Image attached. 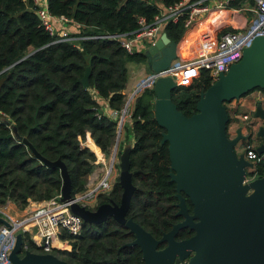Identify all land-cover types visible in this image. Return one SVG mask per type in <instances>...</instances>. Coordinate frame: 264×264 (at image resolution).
Segmentation results:
<instances>
[{
    "label": "trees",
    "instance_id": "trees-1",
    "mask_svg": "<svg viewBox=\"0 0 264 264\" xmlns=\"http://www.w3.org/2000/svg\"><path fill=\"white\" fill-rule=\"evenodd\" d=\"M176 1L47 0V4L51 14L68 17L79 25L77 33H70L77 36L130 32L139 16L150 20L159 8ZM36 9L33 0H0V203L10 200L20 209L30 201L59 195L62 187L59 170L43 164L23 139L44 158L62 160L71 178V194L83 193L96 159L83 142L91 137L108 155L116 135V120L102 113L100 104L106 101L110 110L120 111L127 98L123 93L127 64L147 60L143 51L128 53L111 39L52 43L54 38L43 28ZM164 31L179 42L184 27L169 23ZM86 66L90 76L85 88L81 79ZM211 83V76L202 71L189 85L176 86L171 99L178 110L190 116L196 112L200 92ZM154 99L153 88H144L129 108L134 138L127 146L130 168L141 173L132 179L140 189L132 196L127 216L158 238L177 221V198L175 183L168 174V144H161L165 130L154 117ZM226 109L229 125L235 119ZM263 175V163L255 164L247 173L250 177ZM121 192L116 179L109 195L98 194L91 209L109 199L119 203ZM187 204L191 208L190 202ZM189 235L181 231L179 237ZM75 240L71 251L54 254L69 264H143L139 247L120 248L132 241L133 235L113 218L100 225L83 223ZM26 250L36 251V246L23 233L22 252Z\"/></svg>",
    "mask_w": 264,
    "mask_h": 264
},
{
    "label": "water",
    "instance_id": "water-1",
    "mask_svg": "<svg viewBox=\"0 0 264 264\" xmlns=\"http://www.w3.org/2000/svg\"><path fill=\"white\" fill-rule=\"evenodd\" d=\"M144 54L152 75L157 74L178 58V42L163 31ZM89 76L90 68L86 66L81 79L85 88L89 86ZM149 81H152L155 95L154 117L165 130L161 144H168V174L175 183V197L178 199L176 216L182 218L159 239L127 216L132 196L140 189L132 183L133 174L139 171L130 170L129 147L123 149L117 162L118 182L122 187L120 202L104 203L91 209L81 202L84 197L79 200L71 194V178L62 160H48L26 139L23 142L43 164L59 170L61 200L70 203L71 212L87 224L97 225L113 218L134 237L120 248L139 247L143 264H178L180 261H185L184 264H264V175L246 180L254 165L245 159L244 154L235 152L240 141L255 139L256 152L264 154V99L256 100L246 135L240 126L233 137L228 135L226 109V103L257 88L264 89V34L254 36L243 49L241 59L227 72H220L211 85L200 92L196 112L190 116L178 110L171 99L177 86L171 76H149L128 97L126 105ZM119 134L118 130L112 161L115 160ZM0 223L10 226L2 216ZM184 228L194 233L177 240L178 231ZM164 242L167 245L158 249ZM7 264L69 263L53 253L22 252V234L17 233Z\"/></svg>",
    "mask_w": 264,
    "mask_h": 264
},
{
    "label": "built area",
    "instance_id": "built-area-1",
    "mask_svg": "<svg viewBox=\"0 0 264 264\" xmlns=\"http://www.w3.org/2000/svg\"><path fill=\"white\" fill-rule=\"evenodd\" d=\"M234 2L240 4L239 9H230ZM33 3L37 7L36 14L39 16L43 28L54 38L52 43L111 39L117 41L128 53L144 52L155 43L169 23H182L184 31L189 30L196 23H207L211 27L212 24L215 25L214 22L220 12L230 9L242 14L243 11L244 15L242 14V19L235 28L221 30L211 47L201 49L190 56H181L178 44V58L172 62L170 67L150 75L153 78L171 76L177 86L189 85L202 71L207 72L213 82L220 72H227L232 64L241 59L243 49L250 44L254 36L264 34V0H178L159 8V11L150 20L139 16L136 21V28L130 32L81 34L77 36L70 34L69 26L79 25L68 17L51 14L48 10L47 0H33ZM204 37L212 43L208 39L212 38V35L207 34ZM253 95L256 99H264V92L260 90H257ZM128 113L129 103L126 105V102L120 111L111 110L110 117L116 120L119 131H121L125 118L129 116ZM249 116L250 114L242 115V119L248 121L247 127L250 122ZM91 139V137H87L83 145L89 148V142H93ZM243 148L246 160L255 164L264 163V154H258L253 144L246 143ZM113 165L114 161H111L105 177L97 186L74 197L79 200L80 197H84L81 202L86 204L87 201H91L104 190H108ZM252 178L254 177L247 176L246 180ZM69 204V202H63L59 194L38 204L19 219H13L0 208V216L10 223L9 227L0 225V264L9 263V252L17 233L29 235L36 246L34 252L54 254L55 251H71L72 245L70 243L81 234L83 221L71 212ZM182 262L185 263V261Z\"/></svg>",
    "mask_w": 264,
    "mask_h": 264
},
{
    "label": "crops",
    "instance_id": "crops-1",
    "mask_svg": "<svg viewBox=\"0 0 264 264\" xmlns=\"http://www.w3.org/2000/svg\"><path fill=\"white\" fill-rule=\"evenodd\" d=\"M234 3H236V5L232 4V7L230 9H233V10L239 9L240 4L237 2H234ZM250 4H252L251 1H250ZM230 9L220 12L218 14V16L216 17V21L215 22L213 21L215 23V25L212 24L211 27H209L207 25V23H196L192 28L184 31L183 35L181 36V38L178 42L180 55L181 56H190V55L197 53L201 49L209 48L213 45V43H215V39L217 38V36L221 30H223V29H234L235 26L238 24V22H240V20L242 19L243 11L241 14V13H237L236 11H233ZM248 25H250V24H248ZM76 27L77 26H75V25H71V26H69V29L71 31V30L75 29ZM207 34L212 35V38H208L212 43L208 42L205 39L204 36ZM142 63L147 65V62L128 63L127 64V80H126L125 88L123 89V93L126 96L128 95V91L130 88V80H129V76H128V65L129 64H142ZM149 76L150 75L146 76L143 80H145ZM138 81L139 80H137L136 83ZM141 82H143V81H141ZM141 82H138L137 84H140ZM96 100L99 101L101 99L96 97ZM256 100L257 99L253 94H248L245 97H241L239 99L233 100L231 102V104L229 103L231 105L230 107H228L230 109V114L233 113L234 114L233 117H234L235 121H238V123L234 125V131L236 130V128L238 126H240V127H242V133L245 135L248 134L249 130L247 127V120L242 119V115L243 114H250V118H251V114H252L253 110L255 109ZM100 105H101L100 111L102 113L106 114L107 116H110L111 110L108 108L107 102L102 101ZM237 111H241L242 113L241 114L237 113ZM128 123L130 124V128H131V120L129 118H128ZM243 123H244V125H243ZM258 125H256V127H258ZM92 143L95 144L94 140ZM132 143H133V140L131 142H128L127 146L128 145L130 146ZM89 144H90L89 148L94 152L97 160L94 162V167H93L92 171L87 175L88 176L87 180H89V181L86 184V190H87V188L91 187L94 184V182H96L97 174H99L103 170L107 171V165H108L106 162L108 160L106 158L107 156L100 150V148L95 144V146H97L101 152V155L99 156L93 150V148H95V147L92 148L91 142H89ZM86 203H87V206L89 208H91V207L93 208V206L89 203V201H87ZM35 207L36 206H33V204H28V206H26L25 208L19 209L13 202L9 201V202H7V205L5 206V209H7V213L13 219H19L22 216H24L25 214H27L28 212H30L31 210H33Z\"/></svg>",
    "mask_w": 264,
    "mask_h": 264
},
{
    "label": "rangeland",
    "instance_id": "rangeland-1",
    "mask_svg": "<svg viewBox=\"0 0 264 264\" xmlns=\"http://www.w3.org/2000/svg\"><path fill=\"white\" fill-rule=\"evenodd\" d=\"M78 30L73 29L71 32H73L74 34L77 33ZM151 70L150 68L145 65V64H129L128 65V76H129V80H130V88H129V91H128V95L126 96V100L128 99V97L132 94V92L134 91V89H136L142 82L141 81H144L143 79L148 76V75H151ZM139 80L138 82H141L140 84H137L136 81ZM134 83V84H133ZM136 83V84H135ZM138 85V86H137ZM147 87H152V82H147L145 83L144 85H142L136 92L135 94L132 96L130 102H129V108H131L134 104V101H135V98L141 94V92L144 90V88H147ZM257 90H254L252 91V94L256 93ZM232 102V101H231ZM231 102H229L231 104ZM227 103V107H230L231 105ZM237 113H242L241 111H237ZM233 113L230 114L231 118H234L233 117ZM129 117V116H128ZM128 117L125 118L124 122H123V126L121 128V131H120V134H119V139H118V144H117V148H116V156H115V165H114V168L112 169V172H111V175L109 177V183L112 185L114 183V181L116 180V178L118 177V159H119V156L121 155L123 149H125L127 147V143L128 142H131L132 140H134L133 138V133L131 131V128H130V124L128 123ZM130 119V118H129ZM238 121H231L229 123V125L227 126V132H228V135L230 137H233L234 134H235V131H234V125L237 124ZM244 125V123H243ZM118 131V129H116V132ZM115 140H116V135H115ZM115 140H114V144L113 146L111 147V150H110V154L106 155L107 157V168L109 169L110 168V163L112 161V157H113V151H114V146H115ZM252 144L254 145L255 142L252 141ZM246 145V142L245 141H240V143L236 146L235 148V152L237 154H239L240 152H244V146ZM90 149V148H89ZM119 149L121 150V153H118ZM91 150V149H90ZM92 151V150H91ZM93 152V151H92ZM94 153V152H93ZM95 155V154H94ZM95 158H96V155H95ZM97 159H95L96 161ZM94 161V162H95ZM106 175V170H103L101 171L99 174H97V179H96V182H94V184L87 188L86 191H83V193H78V195H82L84 193H86L87 191H89L90 189L94 188L100 181L103 177H105ZM88 176H86V183H85V186L86 184L88 183L89 180H87ZM86 188V187H85ZM107 190H104L103 192H106ZM100 193V192H99ZM97 197L96 196L95 198H93L91 201H89V203L94 207L97 203ZM10 200L6 201L5 203H0V208L7 212V209H5V206L7 205V202H9ZM43 201L41 202H38V201H30L29 204H33V206H37L38 204H41ZM87 205V203H86ZM28 206V205H27ZM92 208V207H91ZM20 209V208H19ZM76 240H73L72 243H70L71 245L75 242ZM72 250V248H71Z\"/></svg>",
    "mask_w": 264,
    "mask_h": 264
},
{
    "label": "flooded vegetation",
    "instance_id": "flooded-vegetation-1",
    "mask_svg": "<svg viewBox=\"0 0 264 264\" xmlns=\"http://www.w3.org/2000/svg\"><path fill=\"white\" fill-rule=\"evenodd\" d=\"M248 120H250V116H249V119ZM247 123H248V121H247ZM235 135V134H234ZM248 139H249V137H248ZM254 142H256V140L255 139H252ZM243 141H245L246 143L248 142V140H243ZM239 154H243V152H240ZM114 165H115V161H114ZM114 165H113V168H114ZM253 165H255V163H253ZM130 170H131V168H130ZM118 171H119V169H118ZM131 171H136V170H131ZM139 172H137V173H134L133 174V176L135 175V174H138V173H141V171L140 170H138ZM112 172V171H111ZM111 175V174H110ZM118 175H119V172H118ZM133 176H132V179H133ZM116 179H118V177L116 178ZM119 183V182H118ZM133 183V182H132ZM120 185V184H119ZM112 186H113V184L111 185L110 184V186H109V188H108V190L106 191V192H101L100 194H103V196H108L109 195V193H110V190L112 189ZM136 186V185H135ZM137 187V186H136ZM122 188V187H121ZM139 188V187H138ZM122 193V192H121ZM174 196H175V194H174ZM120 198H121V196H120ZM186 200H188L187 198H186ZM120 202V201H119ZM177 202H178V199H177ZM187 202H189V200L188 201H186V203ZM104 203H116L115 201H113V200H111V199H109V201L108 202H104ZM104 203H102V204H104ZM100 205V204H99ZM188 205V204H187ZM98 206V205H97ZM175 206H176V204H175ZM190 210H191V208L190 207H188ZM176 210H177V207H176ZM177 212V211H176ZM175 217L177 218V221L176 222H174L173 224H175V223H177L178 221H180L182 218L181 217H178V216H176V213H175ZM109 219V218H108ZM108 219H106L104 222H106ZM104 222H102V223H104ZM102 223H100V224H102ZM100 224H97V225H100ZM172 224V225H173ZM172 227V226H171ZM171 229V228H170ZM169 229V230H170ZM168 230V231H169ZM181 231H187V232H189L190 233V235L188 236V237H190L194 232L192 231V230H190L189 228H184V229H180L179 231H178V233H177V235H176V239L177 240H182V239H186V238H188V237H185V238H180L179 237V234H180V232ZM164 232H167V231H163L162 232V234L164 233ZM162 234H161V236H162ZM160 236V237H161ZM160 237H158L157 239H159ZM134 238V237H133ZM156 238V237H155ZM167 245V242H164V243H162V244H160L159 246H158V249H162V248H164L165 246ZM179 263H181V264H183L184 262H182V261H180Z\"/></svg>",
    "mask_w": 264,
    "mask_h": 264
},
{
    "label": "bare ground",
    "instance_id": "bare-ground-1",
    "mask_svg": "<svg viewBox=\"0 0 264 264\" xmlns=\"http://www.w3.org/2000/svg\"><path fill=\"white\" fill-rule=\"evenodd\" d=\"M90 142H91V146H92V148L95 147V148H93V150L96 152L97 155L100 156V155H101V152H100L99 148H98L97 146H95V144H93L92 141H90ZM99 156H98V157H99ZM100 158H101V157H100Z\"/></svg>",
    "mask_w": 264,
    "mask_h": 264
}]
</instances>
